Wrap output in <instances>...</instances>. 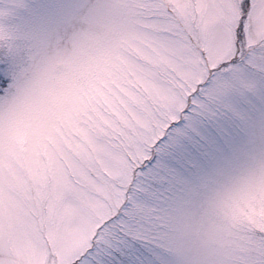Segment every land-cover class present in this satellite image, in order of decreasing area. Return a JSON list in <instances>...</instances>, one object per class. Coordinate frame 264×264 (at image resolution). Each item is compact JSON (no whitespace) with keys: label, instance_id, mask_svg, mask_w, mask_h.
<instances>
[{"label":"snow or ice","instance_id":"6c2138e0","mask_svg":"<svg viewBox=\"0 0 264 264\" xmlns=\"http://www.w3.org/2000/svg\"><path fill=\"white\" fill-rule=\"evenodd\" d=\"M0 264H264V0H0Z\"/></svg>","mask_w":264,"mask_h":264},{"label":"clouds","instance_id":"9594fccd","mask_svg":"<svg viewBox=\"0 0 264 264\" xmlns=\"http://www.w3.org/2000/svg\"><path fill=\"white\" fill-rule=\"evenodd\" d=\"M63 47L66 50V54H68V55L73 54V49H72V45H71L70 41H65ZM61 70H62V66H61Z\"/></svg>","mask_w":264,"mask_h":264}]
</instances>
